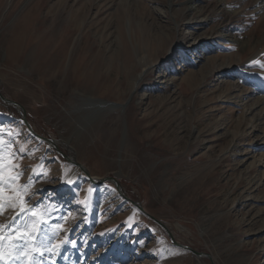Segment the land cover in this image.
<instances>
[{"label":"rangeland","instance_id":"1","mask_svg":"<svg viewBox=\"0 0 264 264\" xmlns=\"http://www.w3.org/2000/svg\"><path fill=\"white\" fill-rule=\"evenodd\" d=\"M234 2L0 0V94L57 141L0 99V264H264V17Z\"/></svg>","mask_w":264,"mask_h":264},{"label":"water","instance_id":"2","mask_svg":"<svg viewBox=\"0 0 264 264\" xmlns=\"http://www.w3.org/2000/svg\"><path fill=\"white\" fill-rule=\"evenodd\" d=\"M0 99H1L2 101H4L5 103H8V102H9V103H13V104H15L16 106H18V108H19V110H20V112H21V120L26 124V126L28 127V129H29L30 131H32L31 126L29 125V123L27 122V120H26V118H25V111H24L23 107H22L20 104L14 102V101H11V100H9V99H7V98L4 97L2 94H0ZM32 133H33L34 135H36L39 139H42V140L46 141V142H47L48 144H50V145H51V144H52V145L55 144V142H54L53 140H49L48 138H43L41 135L36 134L34 131H32ZM53 146H54V145H53ZM61 155H63V154H61ZM63 157L66 158V159L69 160V161H73V160H71V159L69 158L68 155H65V154H64ZM75 165L78 166V167L82 170L83 173H85V175H86V177L89 179V181L94 182L92 176L89 175V172L85 169V167H84L82 164H80V163H75ZM106 179H108V180H110V181H113L111 178H106ZM106 179H104V180H106ZM99 180L102 181L101 179H99ZM118 190H120V189H118ZM132 203H133L134 205H136V206L138 207L139 210L143 211V208H142L141 206H138V204H137L136 202H133V201H132ZM192 252H194V251H192Z\"/></svg>","mask_w":264,"mask_h":264},{"label":"bare ground","instance_id":"3","mask_svg":"<svg viewBox=\"0 0 264 264\" xmlns=\"http://www.w3.org/2000/svg\"><path fill=\"white\" fill-rule=\"evenodd\" d=\"M199 1V0H194ZM234 4L236 3L238 5L237 8L239 12H251L254 11L255 13H261L264 17V0H234ZM234 7V6H233ZM236 8V7H235ZM191 9V7L189 8ZM237 10L232 13V16H238L240 13ZM257 103V101H256ZM259 104H262V102H258ZM251 110V108H250ZM51 140V139H49ZM55 145H57V141H55ZM69 156H72V154H69Z\"/></svg>","mask_w":264,"mask_h":264}]
</instances>
